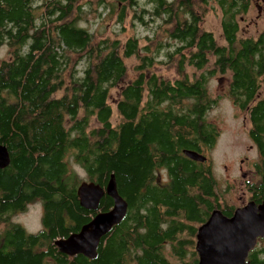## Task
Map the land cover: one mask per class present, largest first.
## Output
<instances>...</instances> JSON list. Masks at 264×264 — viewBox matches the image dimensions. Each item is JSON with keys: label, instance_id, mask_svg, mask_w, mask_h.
Here are the masks:
<instances>
[{"label": "trees", "instance_id": "trees-1", "mask_svg": "<svg viewBox=\"0 0 264 264\" xmlns=\"http://www.w3.org/2000/svg\"><path fill=\"white\" fill-rule=\"evenodd\" d=\"M140 1L0 0V50L10 56L0 63V145L11 157L0 169V219L37 203L44 211L39 234L16 226L0 264H198V229L216 209L235 211L209 157L218 137L207 120L219 100L210 91L217 75H231L228 96L249 115L264 174V31L245 37L241 28L251 0ZM216 8L224 44L204 28ZM128 11L133 26H156L144 46L138 37L98 41L79 25L104 12L124 24ZM172 65L174 81L155 71ZM79 170L103 188L114 174L129 205L96 259L70 258L53 245L113 208L107 195L97 212L81 207L78 188L87 181ZM257 194L264 201V185Z\"/></svg>", "mask_w": 264, "mask_h": 264}, {"label": "rangeland", "instance_id": "rangeland-1", "mask_svg": "<svg viewBox=\"0 0 264 264\" xmlns=\"http://www.w3.org/2000/svg\"><path fill=\"white\" fill-rule=\"evenodd\" d=\"M252 6L250 12L245 17V21L241 23L242 34L245 37H257L264 31V0H251ZM147 0H141L140 5L143 6ZM211 5H214L211 4ZM101 13V10L100 12ZM118 15L111 16L108 12H104L102 16L87 15L84 16L79 25L97 37V40L111 39L126 42L130 37H138L142 46L146 44L145 37H153L156 31L155 24L145 28L137 24L133 26L132 13L127 15L124 24L118 23ZM204 28L214 33L219 44H224L222 28H221V12L216 8L214 12L209 13L204 22ZM165 51H162L159 61L166 60ZM9 51L7 47L0 50V63L9 59ZM214 59H211L210 67ZM136 59L127 61L128 69L131 72L130 79L137 74L134 71ZM84 65L80 68L83 69ZM155 71L166 80L174 81L180 78L175 65L158 66ZM187 74L192 75L193 70L187 68L184 70ZM231 75L215 76L210 84V91L213 98L219 99L217 104L209 111L207 120L215 125L218 137L215 146L209 153V157L213 162V168L216 178L218 179L222 189H230L225 199L232 205H237L239 193V184L241 172L256 170V160L259 156L254 144L249 137L250 123L249 115L240 111L228 96V86ZM113 97H118V91L113 90ZM261 96H264V91ZM113 122H119L118 114L115 112ZM79 176L83 181H87V175L79 170ZM88 182V181H87ZM42 203L32 204L25 213L18 214L14 219L18 224L24 226L27 232L35 234L42 229Z\"/></svg>", "mask_w": 264, "mask_h": 264}, {"label": "water", "instance_id": "water-1", "mask_svg": "<svg viewBox=\"0 0 264 264\" xmlns=\"http://www.w3.org/2000/svg\"><path fill=\"white\" fill-rule=\"evenodd\" d=\"M184 154L195 162L207 161V157L194 151H185ZM10 162L7 147L0 145V169L7 168ZM105 195L113 200V208L99 213L79 233L58 240L55 245L60 253L69 257L81 255L88 259L97 258L101 241L123 222L129 205L119 193L114 174L110 176L105 188L94 182H83L78 188L80 205L90 212L99 210ZM263 236L264 204L258 207L253 202L249 203L245 208L238 209L232 217H227L221 210L216 209L209 220L198 229V264H248L246 259L249 252L255 247L257 239Z\"/></svg>", "mask_w": 264, "mask_h": 264}, {"label": "flooded vegetation", "instance_id": "flooded-vegetation-1", "mask_svg": "<svg viewBox=\"0 0 264 264\" xmlns=\"http://www.w3.org/2000/svg\"><path fill=\"white\" fill-rule=\"evenodd\" d=\"M253 147L257 150V152L259 151L257 149V146H255V144H254ZM260 159L261 158H260V155H259L257 157L255 165H258V163L261 161ZM263 185H264V174L263 173H260L257 170H251V171H249V173L248 172H241L240 182H239L238 185H236L237 188L239 187V193L241 195L238 198V202L239 203H237V205L236 204L234 205V207H235L234 213L238 209L245 208L249 203H252V202L255 203L258 207L261 206L262 204H264V201H262L261 198L258 197V194H257V190L259 189V187H261ZM260 200L262 201V203H258V202H260ZM99 213H105V212H99ZM259 213H260V211H259ZM42 214L44 215V211L42 212ZM98 214L96 213L95 216H97ZM43 215H42V218H43ZM95 216L93 217V219L95 218ZM17 225H21V224H18L15 221V219L11 218V216L9 217L8 215H5L3 219H0V251L7 246L8 239H9L10 235L14 231H16V226ZM22 227L24 228V226H22ZM114 229H115V227L112 229V231L109 233V235L113 232ZM42 230H43V223H42V229L38 233H35V234L29 233V232L28 233L32 234V235H36V234H39ZM79 232H77V233H79ZM77 233H74V234H77ZM71 235H73V234H71ZM69 237L56 239L54 241V243H53L54 247L58 250V248L56 247L55 243L58 240L67 239ZM63 255H65V254H63ZM246 262L248 264H264V236L263 237H259L257 239L255 247L249 252L248 257L246 259Z\"/></svg>", "mask_w": 264, "mask_h": 264}]
</instances>
